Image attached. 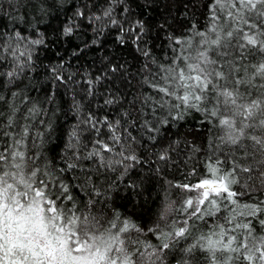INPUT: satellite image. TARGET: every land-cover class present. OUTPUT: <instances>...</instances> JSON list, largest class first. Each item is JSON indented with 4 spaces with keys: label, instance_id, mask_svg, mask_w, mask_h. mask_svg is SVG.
<instances>
[{
    "label": "trees",
    "instance_id": "16d2710c",
    "mask_svg": "<svg viewBox=\"0 0 264 264\" xmlns=\"http://www.w3.org/2000/svg\"><path fill=\"white\" fill-rule=\"evenodd\" d=\"M211 3L212 0H0V147L11 143L3 132H18L29 126L31 137L41 146L40 166L57 170L77 207L107 220H112L114 213L132 220L144 232L133 231L128 239L141 241V250L144 243L159 245L157 234L147 229L159 223L167 230L165 222L159 221L166 205L173 208L167 225L187 218L181 211L184 201L199 193L176 185H195L208 178V165L217 160L222 161V169L228 170L233 159L243 162L245 158L243 148L220 144L223 132L215 126L218 121L209 122L200 112L192 111L183 120L170 121L158 133H149L143 127L145 119L153 120L152 101L159 100L150 84L164 75L159 66L167 67L175 58L169 34L186 36L192 24L206 31ZM109 8L111 17L104 15ZM113 19L118 21L116 25L111 23ZM165 19L167 30H159ZM137 20L145 22L146 34L139 42L141 51H137L135 37L127 31ZM70 24L73 32L66 36L64 29ZM37 40L41 43H34ZM144 50L150 52L147 58L142 55ZM218 54L210 53L212 59H217ZM229 58L248 67L250 74V66L264 61V54L252 51L242 60L236 50ZM9 72L16 75L10 78ZM254 83L258 86L264 80L257 78ZM146 97H151L147 103ZM108 100L113 103H105ZM32 108L38 111L30 114ZM10 115L20 128L7 126ZM157 115L162 118L160 112ZM90 116L98 122L99 133L87 123ZM105 118L114 126L112 129L108 123H100ZM113 135L119 137L118 143H114ZM97 138L112 148L103 153V161L89 157ZM31 144L29 140V147ZM133 154L139 160L134 165L124 160ZM162 154L168 159L160 160ZM70 164L75 166L69 168ZM128 165L133 166L126 170ZM243 184L242 180L233 186L234 191L243 193L236 197L238 205L231 206L238 211H243V205L264 201V187L259 180L249 182L247 187ZM89 201L94 202V207H89ZM73 202L67 207L71 208ZM231 215L222 209L215 217L193 221L190 237L168 253L165 264H180L185 259L183 248L220 224L232 229L236 223L251 221L254 235L264 236L259 224L264 215L237 216L228 224ZM235 234L242 237L244 230ZM188 264L207 261L197 252Z\"/></svg>",
    "mask_w": 264,
    "mask_h": 264
},
{
    "label": "snow or ice",
    "instance_id": "6c2138e0",
    "mask_svg": "<svg viewBox=\"0 0 264 264\" xmlns=\"http://www.w3.org/2000/svg\"><path fill=\"white\" fill-rule=\"evenodd\" d=\"M208 7L210 26L206 31L197 30L196 24H192L186 36L169 34V47L175 58L169 66H159L164 75L150 84L159 94V100L152 101L153 120L145 119L143 127L149 133H158L160 127L170 121L183 120L192 111L200 112L205 120L218 121L215 126L223 132L220 144L243 148V162L233 159L232 168L224 170L220 167L222 161L217 160L208 165V178L195 185H176L199 193L196 198L184 201L181 211L187 218L167 225L173 208L166 205L159 221L165 222L167 230L159 223L147 229L148 233L157 234L159 245L144 243L141 250V241L128 239L133 231L144 232L132 220L122 219L120 213H114L113 219L107 220L91 210L81 211L77 207L69 186L63 183L57 170L48 165L40 166L41 146L31 137L29 126L20 128L15 124L13 113L7 126L20 130L3 132L11 143L0 147V264H165L168 253L190 237L193 221L215 217L222 209L232 214L228 224L237 216L264 215V201L243 205V211L231 207L238 205L236 197L243 194L233 190L242 180L244 187L256 180L264 187V83L258 86L254 83L257 78L264 80V61L251 65L249 74L248 67L229 58L236 50L242 60L252 51L264 54V0H212ZM111 11L109 8L104 15L111 17ZM111 23L116 25L118 21L113 19ZM166 24L167 19L165 24L159 25V30L166 31ZM127 31L135 37L133 43L137 44V51H141L139 42L146 34L145 22L137 20ZM72 32L71 24L65 27L64 35ZM121 43H124L122 39ZM210 53H219L217 59H212ZM142 55L147 58L150 52L144 50ZM242 70L244 75H241ZM7 75L12 78L16 73ZM150 99L146 97L145 103ZM36 111V108L29 109L30 114ZM87 123L99 133L98 122L91 116ZM100 123H108L110 129L114 127L107 118ZM76 135L72 133L73 137ZM112 139L114 143L119 142L115 135ZM29 140H32L31 147ZM94 148L89 157H99L101 161L103 153L112 151L109 144L99 138ZM33 150L34 154L29 155ZM159 159L168 157L162 154ZM124 160L132 161L133 165L139 163L134 154L125 156ZM133 165L126 166V170ZM74 166L68 165L69 168ZM69 202H73L71 208L67 207ZM88 205L94 207V202L89 201ZM259 224L264 228V219H260ZM237 230H244V235L235 234ZM183 252L185 259L180 264H188L197 252L204 256L207 264H264V236L254 235L251 221L236 223L232 229L220 224L196 237Z\"/></svg>",
    "mask_w": 264,
    "mask_h": 264
},
{
    "label": "bare ground",
    "instance_id": "6f19581e",
    "mask_svg": "<svg viewBox=\"0 0 264 264\" xmlns=\"http://www.w3.org/2000/svg\"><path fill=\"white\" fill-rule=\"evenodd\" d=\"M264 198V197H263ZM183 199V198H182Z\"/></svg>",
    "mask_w": 264,
    "mask_h": 264
}]
</instances>
